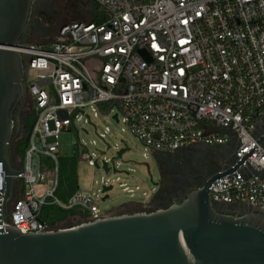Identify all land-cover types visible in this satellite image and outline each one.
<instances>
[{"label":"built area","instance_id":"built-area-1","mask_svg":"<svg viewBox=\"0 0 264 264\" xmlns=\"http://www.w3.org/2000/svg\"><path fill=\"white\" fill-rule=\"evenodd\" d=\"M87 1L97 5L99 22L66 23L48 47H7L27 58L34 121L21 157L22 194L5 207V223L26 234L58 230L65 222L40 218L50 205L87 213L80 223L103 215L92 191L58 195L63 156L99 167L79 139L97 108L115 111L153 151L225 145L220 171H234L211 184L213 203L264 212L257 134L259 121L264 128V0ZM63 133L78 137L71 155L61 153Z\"/></svg>","mask_w":264,"mask_h":264},{"label":"water","instance_id":"water-1","mask_svg":"<svg viewBox=\"0 0 264 264\" xmlns=\"http://www.w3.org/2000/svg\"><path fill=\"white\" fill-rule=\"evenodd\" d=\"M34 4L0 0V264H264V212L212 201L211 184L232 173V167L219 170L203 187L166 207L137 205L133 212L119 211L130 202L92 221L65 222L58 230L38 234L5 223L6 203L18 176H23L22 167L11 159L10 144L27 78L26 56L7 47L27 43ZM258 128V141L264 145L261 121ZM128 149L125 144L114 158ZM153 152L160 161L164 153ZM104 167L109 170L107 163ZM112 189L103 187L104 201Z\"/></svg>","mask_w":264,"mask_h":264},{"label":"rangeland","instance_id":"rangeland-1","mask_svg":"<svg viewBox=\"0 0 264 264\" xmlns=\"http://www.w3.org/2000/svg\"><path fill=\"white\" fill-rule=\"evenodd\" d=\"M39 1L44 2L45 6L37 9L36 16L49 32L41 35L29 34L25 41L31 44H43L48 47L58 40L62 25L76 20L88 21L92 19L93 14H98L95 5L87 0H37V3ZM23 102L27 105L31 102L26 90L21 103ZM114 113L115 111L103 114L97 108V116L91 113L92 122L83 123L79 128V139L86 144L93 159H98L99 167L90 165L86 160L78 161V186L80 190L95 193L94 197L99 209L97 215L130 202L149 203L159 190V185L156 183H160L161 180L160 164L153 150L130 131L128 123L117 122L113 117ZM83 127L88 132L83 130ZM77 138L75 133L62 134L63 155L72 154V144ZM13 140L10 144V153L11 159L16 164L20 155L17 156L15 152L13 145L15 139ZM125 144L129 149L121 158H114ZM104 161L108 163L109 170L104 167ZM104 183L113 185V189L109 191L110 196L105 201L103 200L106 193L103 192ZM11 206L12 203L7 206L8 212ZM83 220L81 216H73L66 222L78 224Z\"/></svg>","mask_w":264,"mask_h":264},{"label":"flooded vegetation","instance_id":"flooded-vegetation-1","mask_svg":"<svg viewBox=\"0 0 264 264\" xmlns=\"http://www.w3.org/2000/svg\"><path fill=\"white\" fill-rule=\"evenodd\" d=\"M43 6H45L44 2L39 1L37 3V0H35L28 35H41L49 32L40 18L36 16L37 9H41ZM29 115H33L30 104L27 105L25 102L20 103L14 115L15 127L12 136V141L15 139L13 145L15 146L17 156V142L24 138L23 136H26L28 129L31 128L28 120ZM225 149V145L212 146L199 144L197 147L179 150L174 152V154H162L159 161L161 180L158 184L159 190L150 204L151 209L166 207L180 202L188 192L203 187L205 181L221 169ZM21 165L22 160L21 156H19L15 167L20 168ZM22 189V182L17 180L10 199L6 203V209L10 203H13L21 196ZM135 210H137V205L129 204L123 206L119 211L133 212Z\"/></svg>","mask_w":264,"mask_h":264},{"label":"trees","instance_id":"trees-1","mask_svg":"<svg viewBox=\"0 0 264 264\" xmlns=\"http://www.w3.org/2000/svg\"><path fill=\"white\" fill-rule=\"evenodd\" d=\"M93 5H95L96 11H98L97 5L95 3H93ZM91 20L99 22L101 18L96 13L93 14ZM28 120L30 122V125L32 126V123L34 121V116L29 115ZM30 130L31 128L28 129L26 136L17 142L16 145L17 153L21 157L25 155L26 149L28 147L27 136ZM60 165H61V179H60V188L58 191V195L60 196L61 199L65 200L69 195L73 194L78 189L77 157L63 156L60 160ZM73 216H81L85 218L87 216V213H84L79 209H63L56 205H50L44 207L40 218L50 223H55L57 221L63 223Z\"/></svg>","mask_w":264,"mask_h":264},{"label":"crops","instance_id":"crops-1","mask_svg":"<svg viewBox=\"0 0 264 264\" xmlns=\"http://www.w3.org/2000/svg\"><path fill=\"white\" fill-rule=\"evenodd\" d=\"M130 204H135V205H137L136 203H130ZM129 205V204H128Z\"/></svg>","mask_w":264,"mask_h":264}]
</instances>
